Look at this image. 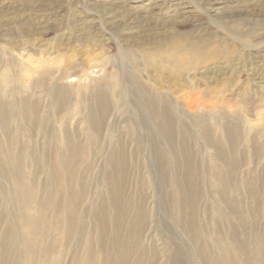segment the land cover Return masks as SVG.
<instances>
[{"label":"rangeland","instance_id":"obj_1","mask_svg":"<svg viewBox=\"0 0 264 264\" xmlns=\"http://www.w3.org/2000/svg\"><path fill=\"white\" fill-rule=\"evenodd\" d=\"M213 6L220 9L214 12ZM185 15L186 21L177 22ZM144 20L150 23V29L144 26ZM165 25L173 28L164 29ZM158 40L162 47L155 56L152 50ZM30 53L41 59L39 71L50 70L38 86L34 82L40 75L31 71L27 62ZM131 77L145 84L161 110L169 111L176 150L155 132ZM55 89L60 91L58 98L68 103H53ZM190 91H204L203 97L210 100L207 104L214 102L217 108L200 107L192 112L183 102ZM29 95L32 99L39 97L37 114L47 118L46 124L34 126L32 118L12 117L8 124L11 145L0 122V264L5 257L2 241L7 233L15 255L22 250L14 239L17 233L13 232L11 181L1 166L5 163L9 173L7 155L13 153L17 161L24 153L28 181H36L35 200L48 208L42 218L44 229L36 261L45 264L44 250L57 224L54 203L46 195L56 186L53 177L59 173V166L55 157L66 150L69 135L83 144L82 166L88 167L89 191L81 210L82 229L68 246L64 264L75 259L72 254L76 240L84 249L85 240L91 238L98 264H104L105 249L93 213L99 210V196L105 194L111 220L114 218L103 175L107 170L111 172V162L121 149L128 157L126 198L133 204L129 220L139 199L147 197L148 225L142 249L150 252L149 264H172L178 250L184 253L183 264H202L182 224L174 219L176 214L181 217V198L170 179L181 174L174 152L183 163L184 139L189 142L200 180V242L213 258H219L218 237L223 236L231 248L230 228L242 231V227L226 208L220 181L213 175L215 168L224 169V161L215 155V147L203 143L191 125L190 117L198 114L206 115L214 138L224 143L227 130L238 129L236 146L228 150L239 161L235 190L243 197L240 208L249 222L244 234L249 239L257 234L262 239L264 264V0H0V103L22 104ZM99 96L107 109L94 138L96 145L92 146L86 136L87 117L92 112L100 116ZM257 144L262 147L258 149ZM157 145L165 153V162ZM249 184L258 189L259 213L253 212L250 205ZM110 222L108 244L114 234ZM58 246L56 251L60 253ZM234 252L238 255L235 263L245 264L243 254ZM7 264L14 263L10 260Z\"/></svg>","mask_w":264,"mask_h":264},{"label":"bare ground","instance_id":"obj_2","mask_svg":"<svg viewBox=\"0 0 264 264\" xmlns=\"http://www.w3.org/2000/svg\"><path fill=\"white\" fill-rule=\"evenodd\" d=\"M154 7H157V3ZM211 9L216 12L220 8L213 6ZM186 15L182 16L180 21L174 20L172 23L174 24L176 21L180 23L186 21L188 16ZM143 23L144 26H147V30L150 29L148 28L150 23L145 20ZM169 28L171 29L173 26H170ZM169 28L167 25L164 26V29ZM161 47L160 40L156 41L152 54L158 56ZM29 55L30 57L27 62L28 65H30L31 71L33 70L36 74L40 75L39 79L34 82L35 86H38L37 84H42L44 82L46 78L45 75L50 70L44 69L39 71L41 59L35 58L31 53ZM29 78H31V76H29ZM132 84L134 90L141 96L138 98L143 102V108L146 115H148L153 121L155 132L169 142L172 150H176L174 142L175 131L172 126V119L169 111L167 108L160 109L155 97L150 93L145 84L134 78H132ZM17 86L19 88V84H17ZM17 91H19V89H16V92ZM203 92L204 91H190L188 94L186 93V96L183 98V102L185 101L189 105L190 110L194 113L200 107L217 108V104L214 102L210 105L207 104L210 100L208 97H203ZM59 93L60 91L55 89V99L53 103H68L65 99L58 98ZM97 99L99 103H102L100 116L97 118L92 112V114L87 117L89 120V127L86 136L88 139L92 140V143L89 142L92 146L96 145L94 138L96 139V135L101 129L105 114L104 112L107 109L104 98L99 96ZM19 103L20 102L18 101L0 103V122L2 124L3 132L7 136L11 145L13 141L11 140V130L8 124L12 117L18 116L32 118L35 122L34 126H43L47 121V118H42L37 114L38 103H40L39 97L37 99H32L29 95L23 98L22 104ZM261 114H263V112H261ZM190 118L191 125L196 128L197 136L203 140L205 145L215 147V155L222 158L224 161V169L215 168L213 175L220 181V193L226 208L239 221L242 231L235 226L230 228L229 236L231 238V248H228L223 236L218 237L219 240H217L216 243L218 246L217 249H219L220 252L219 258L217 259L213 258V255L208 253L209 250L206 245H203L202 242H200V229L197 218L198 199L201 195L200 180L195 172V163L192 160L187 139L183 140V163L179 159L180 156L178 155V152H174V160L175 163L178 164L177 167L181 174H176L173 177H171L170 174V176H168V173L166 174L168 177L173 178L170 179L171 185H173L181 198V217L176 214L174 219L176 222L182 224V228L187 235L188 240L192 243L190 244L193 246L194 252L201 258L202 264H236L235 259H237V253L235 254L234 250L240 251L243 254V261L245 264H263L262 239L257 234H254L252 239L245 236L244 233L245 230L248 229L249 222L240 208V202L243 197L241 196V193H238L235 190L236 181L234 179L239 166V161L233 157L235 156L233 152L231 154L229 152L233 151V148L236 146L238 129L236 127L231 130L228 129L227 143H224L221 139L214 138L206 115L198 114ZM256 147L260 149L262 146L257 144ZM156 150L161 160L165 162L164 151L160 146L156 147ZM120 152V155L111 162V172L108 174L109 170H107V173L103 175V179L108 184V191L112 198L114 218L111 220V213L110 209H108V200L105 194L99 196V210L93 213V218L98 227L96 230L98 231L99 241L105 249V256L103 255L104 264H149L151 261L149 260L150 252L142 249V242L148 225V214L145 210L147 197L143 195L139 199L136 212L129 220L133 204L130 199L126 198L127 172L125 165L128 157L125 153L126 151L124 152L121 149ZM83 155V144L70 135L66 141V150L62 149L56 154L55 164L59 166V173H56L55 177H53V183L56 186L51 193L47 192L46 197L51 196V203H54L57 224L56 228L53 229L54 234L51 242L44 250L43 256L45 264H64L65 253L68 251V246L75 240L76 235L82 229L80 217L81 210L85 202L86 194L89 191V179L87 177L88 167L82 166ZM13 158V153L7 155V165H10H8L10 169L9 173L5 167V163H3L1 169L3 170L4 176L11 181L10 190L12 191V203L15 210V226L13 227V232L17 233L14 239L18 240L16 241V246H21L22 250L16 254L17 256L15 255V248L10 244L8 239L9 233H7V236H5L2 241V247L5 253L2 264H7L10 260H12L14 264H36L38 247L41 243L40 233H42L44 229L42 228V218L45 212L48 211V208L45 205L43 207L41 203L37 204L35 200L36 181H28L27 174L23 167L24 153L21 152L18 155L17 161ZM39 170H41L40 167ZM78 185L79 187H77ZM61 186L64 187L62 188ZM248 187L252 210L255 213H259L258 209L261 203L258 200V189L250 184ZM261 187L264 188V179L262 180ZM0 194H3V187L1 186ZM182 215H184V219L182 218ZM1 219L2 215H0V223ZM185 219L187 222L184 221ZM110 221H112V224L114 225V234L111 236L110 244H108V235L111 225ZM79 242V239L76 240V246L72 254L75 259L71 264H98V255L95 252L92 238L85 240L87 245L84 249H82L83 244H80ZM79 244L82 246H78ZM108 245L111 247V249L109 248V251ZM57 246L58 249H60V253H57L56 251ZM12 251H14L13 254ZM182 257H184V253L181 250L176 251L172 258V264H183ZM12 258H14V260Z\"/></svg>","mask_w":264,"mask_h":264}]
</instances>
